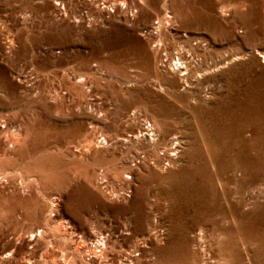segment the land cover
<instances>
[{"label": "rangeland", "instance_id": "1", "mask_svg": "<svg viewBox=\"0 0 264 264\" xmlns=\"http://www.w3.org/2000/svg\"><path fill=\"white\" fill-rule=\"evenodd\" d=\"M147 121L154 160L135 135ZM3 125L24 132L0 134L4 264H51L48 248L64 264L66 234L100 228L161 230L157 264H264V0H0Z\"/></svg>", "mask_w": 264, "mask_h": 264}, {"label": "bare ground", "instance_id": "2", "mask_svg": "<svg viewBox=\"0 0 264 264\" xmlns=\"http://www.w3.org/2000/svg\"><path fill=\"white\" fill-rule=\"evenodd\" d=\"M167 18V17H166ZM161 22V21H160ZM159 22V23H160ZM161 43V42H160ZM209 45V44H208ZM185 54H188V56H192L194 55L193 54V51L191 52L190 50H187ZM181 53V55H177V57H173L172 58V64L170 66L173 67V69L175 70L176 68L178 70H175L176 73L178 72H183L184 73L182 74L184 76V80H186L188 78V76L190 75V63H189V60L187 61V57L186 55ZM193 57V56H192ZM194 58V57H193ZM190 59V58H189ZM197 60V59H196ZM203 61V60H202ZM191 62V61H190ZM208 67V66H207ZM174 77V76H173ZM187 81V80H186ZM190 82V81H189ZM174 83V82H173ZM88 104V103H87ZM135 112V111H134ZM133 115V114H132ZM129 118V117H128ZM92 119V118H91ZM149 119V118H148ZM136 120V119H135ZM11 122V121H10ZM91 122V121H90ZM12 123V122H11ZM94 123V122H93ZM120 123V122H119ZM150 123V124H149ZM13 125V124H12ZM6 126V125H3V127L0 128V134H9V136H7L8 138H5V141L7 143V145L10 143H14V144H18V141L20 140L22 134L24 133L22 128L21 127H15L14 126ZM96 125V124H95ZM148 125V126H147ZM20 126V125H19ZM145 126V131L143 130H139V132H137L135 135L138 136V138H141V137H145L147 138V145H149L150 147L152 146V148H155L153 150H155V153L153 152V150H150V149H147L145 152H144V158L147 159L149 157H152L154 160V157L156 158L159 157V153H157V151L160 149V144L162 143L161 140L163 139V137L161 138L160 136V132H158L157 130V127L155 126V124H153L151 121H147L146 124L144 125ZM15 128V129H14ZM145 132V133H144ZM102 133V132H101ZM4 136V135H3ZM102 136V135H100ZM1 137V136H0ZM126 137V136H125ZM133 137V136H132ZM136 137V136H135ZM134 137V138H135ZM89 138V137H88ZM120 138V137H119ZM92 139V137H91ZM86 139V142L88 140V144L90 146V144H93L92 142L94 141L93 139ZM95 139V138H94ZM107 139V138H105ZM178 137H175L174 140H172L171 144L169 146H171L170 148H167L166 150H164V153L162 154H167L168 157H172V155H175V154H178V144H179V139ZM121 140V139H120ZM145 140V139H144ZM164 140V139H163ZM102 141V140H101ZM107 142V140H105ZM128 141V140H127ZM95 142V141H94ZM98 142V141H97ZM135 142V141H134ZM133 142V143H134ZM108 143V142H107ZM106 143V144H107ZM86 144V143H85ZM98 144V143H97ZM101 144V142L99 143ZM104 145V143H102ZM95 145V143H94ZM140 145V144H139ZM168 146V144H166ZM180 145V144H179ZM17 146V145H16ZM87 146V145H86ZM98 146V145H97ZM105 146V145H104ZM146 146V145H144ZM157 146V147H156ZM165 146V145H164ZM15 146H13L14 148ZM85 147V146H84ZM88 147V146H87ZM92 147V146H91ZM91 147H88V149H91ZM162 147V146H161ZM12 148V147H10ZM9 148V149H10ZM12 148V149H13ZM151 148V149H152ZM163 148V147H162ZM11 149V150H12ZM87 149V148H86ZM130 149V148H129ZM157 149V150H156ZM7 150V148L5 149ZM11 150H8V151H11ZM137 150V149H136ZM163 150V149H162ZM91 152V151H90ZM171 152V154H170ZM172 152H175V153H172ZM6 153V151H5ZM74 153V152H73ZM133 153V152H132ZM140 153V152H139ZM91 154V153H90ZM139 155V154H138ZM139 157V156H138ZM166 157V156H165ZM1 160V159H0ZM143 160V159H142ZM151 160V159H150ZM166 161V160H165ZM84 162V161H83ZM179 162V161H178ZM90 163V162H89ZM144 163V161H143ZM143 165V164H142ZM104 170V169H103ZM104 172V171H103ZM12 173V172H11ZM11 175V174H10ZM9 177V178H8ZM14 176L11 175V177L9 176V172L7 171V169H1L0 168V180L1 179H6L8 178V181L10 183H13L14 184V179H13ZM132 177V176H131ZM41 178V177H40ZM4 179V180H5ZM25 179H27V177H25L24 179H21L22 182L20 183V186L23 182H26L24 181ZM4 180H1V181H4ZM131 180V179H130ZM0 181V182H1ZM7 181V182H8ZM31 182V181H29ZM41 183V182H40ZM27 184V182H26ZM30 184V183H29ZM29 184L27 186H29ZM16 185V184H15ZM25 185V184H24ZM31 185V184H30ZM3 187V186H2ZM33 187V186H32ZM130 187V186H129ZM30 192V191H29ZM33 192V191H32ZM31 193V192H30ZM158 196V195H157ZM126 197V196H125ZM159 197V196H158ZM155 201V200H153ZM167 202V201H166ZM158 203V201H157ZM161 203V202H160ZM156 204V202H155ZM153 202H152V205H155ZM158 206V205H157ZM154 207V206H153ZM161 207V206H160ZM134 209V208H133ZM156 209V208H155ZM152 210V209H151ZM10 212V211H9ZM54 212V211H53ZM164 212V211H163ZM166 212V210H165ZM62 213V212H61ZM167 213V212H166ZM160 214H162V212H160V209L158 208L155 212V216L157 218L156 221H159V216ZM163 216V214H162ZM53 217V216H52ZM19 218V217H18ZM51 220V219H49ZM56 220V219H55ZM4 218L2 216H0V224L2 225V223L4 222ZM68 221V220H67ZM131 221L130 219H125L123 222V226H124V229L125 231L128 230V232L130 233L131 231H133V229H131L130 227V222ZM12 222V221H11ZM170 223V222H169ZM55 225V224H54ZM59 225V224H58ZM109 226V225H108ZM170 226V225H169ZM63 223L62 225H59L55 227V230L59 233H65L66 232V228H63ZM105 227V226H104ZM171 227V226H170ZM74 228V227H73ZM157 228V227H156ZM155 228V229H156ZM5 229V228H4ZM49 229V228H48ZM201 229V228H200ZM33 230V229H32ZM53 230V229H52ZM165 230V229H163ZM162 230V231H163ZM168 230V229H167ZM166 230V231H167ZM203 229H201L202 231ZM42 231V230H41ZM41 231H40V234L37 233H33L31 235V238L30 240H32V238H37L38 236L37 235H41ZM69 231V230H68ZM74 231V230H72ZM115 230L112 229L110 230V233L108 235H104L106 232L104 230V228H100L99 229V232L96 233L94 235L91 234V233H87L88 235L92 236L95 238L92 239V241H90V243H86V236L87 235H82L79 239L75 236H72V233L70 234H64L66 236V238H69L70 240V249L72 250V252H74V260L72 259H68L66 255H70V253L68 251H66L65 248L64 251L65 254L64 257H63V263L64 264H157L160 263V259H161V255H160V252L162 251V246H160L158 244V242L156 241V238L158 237V234L159 232H161V230L157 233H152L150 232L148 234V236H145L146 238L144 239L143 242H140L137 238H135V241L134 243H131V242H124L123 240H120L119 236H116V232L113 233ZM122 231V230H121ZM124 231V230H123ZM204 231V230H203ZM52 232V231H51ZM71 232V231H70ZM85 232V231H84ZM120 232V231H119ZM155 232V231H154ZM168 232V231H167ZM5 233V231H4ZM3 233V234H4ZM124 233V232H122ZM202 233V232H201ZM2 234V235H3ZM86 234V233H85ZM126 234V233H125ZM164 234V233H163ZM45 235V234H44ZM58 235V234H57ZM71 235V237H70ZM75 235V234H74ZM120 235V234H119ZM124 235V234H123ZM170 235V233L168 234ZM1 236V235H0ZM60 236V235H59ZM65 236H64V239H65ZM125 236V235H124ZM123 236V237H124ZM197 238L199 239H202V235H200V232L199 233H196L195 235ZM205 236V235H204ZM122 237V235H121ZM2 238V237H1ZM41 238V237H40ZM46 238V237H44ZM55 238V237H54ZM77 238V239H76ZM161 238H165V235H162L161 234ZM167 238V237H166ZM123 239V238H122ZM160 239V237H159ZM204 239V238H203ZM166 239H164L165 241ZM52 241H53V238H52ZM60 241V240H59ZM169 241V240H168ZM8 245L4 247V249L0 252V264H4L5 262L9 261H14V242L12 241H9L8 240ZM47 242V241H46ZM28 243V242H27ZM53 243V242H52ZM167 243V241H166ZM34 245V244H33ZM56 245V244H55ZM201 245V244H200ZM47 247V246H46ZM69 247V246H68ZM25 248V247H24ZM206 248V247H205ZM204 248V249H205ZM20 249V247H19ZM165 249V248H164ZM163 249V250H164ZM16 250V249H15ZM47 252H46V255L47 257H49L50 260L49 262H51V264H59V263H62L59 259H57L56 257V251L55 253L52 252L53 250H51L50 248L46 249ZM44 250V251H46ZM157 250V251H156ZM207 250V248L205 249ZM20 252V251H19ZM63 252V253H64ZM211 253V252H210ZM45 256V255H44ZM25 257V256H24ZM23 257V258H24ZM53 257H55V259H53ZM60 257V256H59ZM22 258V259H23ZM52 258V259H51ZM211 258V257H210ZM46 259V258H45ZM163 259V258H162ZM162 261V260H161ZM215 261V260H214ZM211 262V261H210ZM223 262V261H222ZM26 263V262H25ZM44 263V262H43ZM49 264V263H48ZM201 264H211L209 263L208 260H203L201 262ZM213 264V263H212Z\"/></svg>", "mask_w": 264, "mask_h": 264}, {"label": "built area", "instance_id": "3", "mask_svg": "<svg viewBox=\"0 0 264 264\" xmlns=\"http://www.w3.org/2000/svg\"><path fill=\"white\" fill-rule=\"evenodd\" d=\"M150 124V123H149ZM148 126V125H147Z\"/></svg>", "mask_w": 264, "mask_h": 264}]
</instances>
